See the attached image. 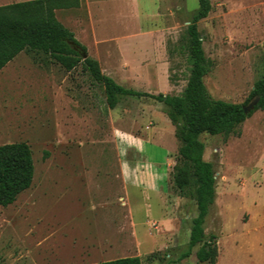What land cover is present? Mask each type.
I'll use <instances>...</instances> for the list:
<instances>
[{"label": "rangeland", "instance_id": "1", "mask_svg": "<svg viewBox=\"0 0 264 264\" xmlns=\"http://www.w3.org/2000/svg\"><path fill=\"white\" fill-rule=\"evenodd\" d=\"M26 1L32 0H18ZM14 2L0 1V7ZM109 6L100 20L111 41L89 49L102 71L127 88L182 95L191 69L186 27L198 0H113ZM57 18L70 30L91 28L83 25L87 3L58 11ZM199 31L210 96L245 103L264 77V0H212ZM166 111L153 99L137 97H123L110 110L103 89L81 67L68 72L43 53L25 51L2 69L0 146L29 144L35 173L31 187L0 208V264L125 257H140L142 264H201L189 246L196 203L179 197L173 185L181 143ZM159 135L170 145L167 159L128 152V138ZM201 141L216 171V202L205 225L207 235L218 236L216 264H264V110L229 135L203 134ZM122 171L162 193L152 197L156 206L150 208L147 191L137 200L131 190L130 206L112 225L109 206H120L118 197L125 193L117 177ZM98 234L114 238L112 249L77 262V237Z\"/></svg>", "mask_w": 264, "mask_h": 264}, {"label": "trees", "instance_id": "2", "mask_svg": "<svg viewBox=\"0 0 264 264\" xmlns=\"http://www.w3.org/2000/svg\"><path fill=\"white\" fill-rule=\"evenodd\" d=\"M199 8L186 27L190 77L180 96L151 94L127 88L103 73L99 62L75 34L63 25L56 12L77 8L80 0H32L0 7V71L25 51L43 53L71 72L81 67L104 92L107 107L114 110L123 97L149 98L166 106L167 116L181 143L173 174L177 195L196 203L198 215L192 221L190 249L201 264H216L218 236L207 235L205 225L216 202V171L205 160L203 134L229 135L256 111L264 110V77L259 79L243 104L214 100L205 85L209 61L205 56L199 23L212 11V0H198ZM185 47V48H186ZM258 100L256 107H245ZM35 173L33 152L24 142L0 146V208L13 205L28 190ZM95 264H142L140 257H125Z\"/></svg>", "mask_w": 264, "mask_h": 264}, {"label": "crops", "instance_id": "3", "mask_svg": "<svg viewBox=\"0 0 264 264\" xmlns=\"http://www.w3.org/2000/svg\"><path fill=\"white\" fill-rule=\"evenodd\" d=\"M0 1H6V2H11V1H16L14 3H18V0H0ZM160 1V0H159ZM113 0H80V6L77 8H71V9H63V11L67 10H72V9H79L80 7L84 6V3H87V6L89 8V20L84 21L83 25L85 26H91L90 29L84 30V29H79L77 26V30L74 29L71 31L75 34L76 38L78 41H80L89 51V49L95 47V46H101V45H108L111 41V35L106 34L104 32V26L100 20L101 15L103 13H106L107 10L111 9L110 3H112ZM2 4V3H1ZM13 4V3H11ZM9 5V4H8ZM6 6V5H5ZM62 11V10H58ZM57 11V12H58ZM56 12V15H57ZM69 17V16H67ZM61 22V21H60ZM63 24V23H62ZM95 24H100L101 28L100 30H96L94 28ZM90 55V54H89ZM91 56V55H90ZM93 58V57H92ZM104 73V72H103ZM105 74V73H104ZM107 75V74H106ZM111 77L110 75H107ZM112 78V77H111ZM154 131H161V130H154ZM159 132H157L158 135ZM143 138V137H142ZM135 139V138H128L126 142L128 143V152H133L137 154L138 156H144V154H148L151 156L153 159H167L168 155L170 154V149H169V144L168 142H162L160 135L159 139L156 137H153V139ZM135 143V149H131L130 144ZM143 153V154H141ZM125 172L122 171L121 174L117 175L118 181H121V184L123 185L124 188V194H120L118 197V200L120 202V206L118 204H112L109 206V208H112L113 211L109 213L108 219L109 223L112 225H115V218H118L119 212L124 211L125 206L127 208V205L130 206V202L132 201L130 199L131 196H133L132 192L136 194V199L137 195L142 193L144 191H147L148 194V201H147V206L150 208H154L156 206V201L152 197L154 195H159L161 194V189L158 187H151L147 188L140 183L139 181H130V179H127L125 175L123 174ZM132 190V192H131ZM139 200V199H137ZM94 203V200H93ZM138 203V202H137ZM139 206V205H137ZM191 229L189 231L190 235ZM114 241V238H108L106 237H101V235H94V236H84V237H77V240H75V244L77 242V262H80V257L87 256L97 258V255L99 253V250L104 249V248H111L112 249V242ZM85 251V252H84ZM86 253V254H85ZM102 253V252H101ZM107 251H105V254L103 255H109ZM102 255V254H101ZM97 263V262H96ZM90 264H95V263H90Z\"/></svg>", "mask_w": 264, "mask_h": 264}, {"label": "water", "instance_id": "4", "mask_svg": "<svg viewBox=\"0 0 264 264\" xmlns=\"http://www.w3.org/2000/svg\"><path fill=\"white\" fill-rule=\"evenodd\" d=\"M257 103H258V100L253 101L251 104L245 107V111L248 112V111L253 110L256 107Z\"/></svg>", "mask_w": 264, "mask_h": 264}]
</instances>
